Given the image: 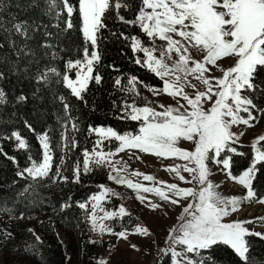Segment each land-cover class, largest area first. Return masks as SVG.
Returning a JSON list of instances; mask_svg holds the SVG:
<instances>
[{"label": "snow or ice", "instance_id": "obj_1", "mask_svg": "<svg viewBox=\"0 0 264 264\" xmlns=\"http://www.w3.org/2000/svg\"><path fill=\"white\" fill-rule=\"evenodd\" d=\"M46 3L48 13L54 14L58 20L66 12L64 31L73 28L74 12H78L81 18L80 31L85 42L83 58L66 62L67 71L63 74V84L74 97L83 101V93L87 91L89 81L94 79L99 83L101 80L100 75L92 74L100 60L96 49L100 30L106 27L103 18L111 8L110 0H78V7L70 0H46ZM121 7L127 8L128 5L117 0L114 9L118 12ZM119 19L125 24L139 26L153 41L158 38L166 42V48L157 56L154 46H145L137 36L127 37L120 33L125 39H131L134 53H143V61L137 58L135 62L146 67L163 81L162 88L152 87L149 90L157 95L164 93L173 98H182L186 103L180 104L177 99L176 107L171 105L165 107L161 104L160 111L148 104L137 106L134 102L125 103L124 116L121 118L139 122L138 131L121 134L111 127H90V131L99 138L91 151L87 148L83 150V171L90 172L92 166H108L116 173L110 174L109 179L117 184H126L128 188L135 190L140 201L148 199L140 193H154L161 200L183 208V213L178 218L180 223L169 232L170 245L164 250L169 255L170 264H206L204 259H199L203 251H209L220 244L229 246L247 264L246 254L249 247L246 237L261 234L252 233L245 227L251 221L224 222L225 217L239 210L241 198L225 197L218 191L219 185L209 179L210 169L206 162L222 164L230 178L244 185L247 188V195L243 199L251 200L255 197L252 189L253 175L257 171L256 164L264 162V150L257 147V144L264 141V135L259 136L252 145L255 151L252 165L238 177L231 174V156L227 155L221 159V154L225 153V150L228 153H237V148L233 145L244 133L238 135L233 132V126L240 124L251 126V121L257 119L252 112L256 105L253 99L244 93L256 90L257 85L254 83L256 75L260 68H264V0H141L134 19L125 20L123 16H119ZM13 28L21 35H28L29 26L25 23H16ZM89 44L93 48L91 52ZM44 46L51 47L48 44ZM190 48L206 53L203 61L194 60L189 52ZM173 53L178 57L175 60L172 59ZM232 56L238 59L234 66L226 70L221 69L222 77L205 76V73L210 71L207 65L217 66L218 60ZM73 70L75 79L68 74ZM49 73L61 75L56 68H49L38 78L47 80ZM2 75L0 73V76ZM189 76L203 83L206 90L197 91L194 97L189 96L184 91L185 86L196 87L188 79ZM115 83L120 86L121 80L118 78ZM137 83V77H130L126 91L139 95L136 90ZM18 99L26 98L20 96ZM4 102L5 93L0 89V104ZM209 102L211 107L206 110L204 104ZM64 108L69 109V105L65 103ZM241 113H246L247 118ZM28 127L33 130L30 125ZM71 128L77 131L74 123ZM6 138H15L20 149L27 147L26 140L18 131H13L11 137ZM38 139L42 147V159L32 160L29 167L18 173L22 177L27 174L33 180L49 177L54 157L48 134H41ZM61 139L64 141L61 145L64 149L78 146L69 138L67 125ZM113 140L118 142V146L114 151L111 149L105 151L103 147L105 141ZM181 140L192 142L194 150L178 147ZM126 149L139 150L141 153L161 158L174 157L183 160L185 163L182 165L168 166L167 170L174 172L179 180L186 184L195 182V186L181 187L176 183L158 181L154 176L138 171L131 174L142 176L144 181L153 183L145 185L133 182L121 175L126 170V165L124 168H117L116 164L119 161L114 163L112 160L113 156ZM0 154L7 156L2 146ZM80 170L78 162L74 169L77 182ZM181 170L187 172L190 178L182 175ZM56 176L65 181L68 179L60 175L59 168ZM101 187L103 191L99 195L89 198L92 228L101 234L109 233L126 239L127 229L115 232L103 222L117 217L122 220L130 215L124 206H119L116 211H105L100 208L103 215H97L99 202L109 193L116 195L112 189ZM189 200L186 205L181 203ZM89 203H80L79 207L87 208ZM150 207L155 209L159 205L150 203ZM132 231L148 234L147 228L140 225ZM0 234L4 240L12 238V233L7 229L0 230ZM36 239L39 240V237ZM98 264H106V261L100 259Z\"/></svg>", "mask_w": 264, "mask_h": 264}, {"label": "trees", "instance_id": "obj_2", "mask_svg": "<svg viewBox=\"0 0 264 264\" xmlns=\"http://www.w3.org/2000/svg\"><path fill=\"white\" fill-rule=\"evenodd\" d=\"M70 2L78 7V0ZM121 2L128 7L119 9L117 14L111 5L103 18L106 27L100 30L97 45L100 60L92 74L100 75L101 80L99 83L94 79L89 81L82 101L71 94L62 80L67 71L66 62L83 58L85 42L78 12H74L72 17L73 28L64 31L66 12L58 20L54 14L48 13L46 0H0V73L3 74L0 76V89L5 93V102L0 104V146L7 154H0V211L16 217L43 216L49 222H61L75 235L92 238V242H97V238L93 239L96 236L89 221V198L100 190L103 182L101 167L92 168L87 173L81 167L79 181L71 183L67 199L47 178L33 180L27 174L22 177L18 173L29 167L32 160L42 159L38 137L44 133L49 136L53 162L56 161L63 124L68 118L77 128L72 132V140L78 145L74 153L81 159V165L83 150L87 148L91 151L97 140L90 127H111L121 134L138 131L139 122L121 118L124 116V90L128 87V80L132 76L137 77L136 89L139 90L158 86L161 80L135 62L137 58L143 61V53H134L131 39L120 35L137 36L145 46L152 45V40L139 26L125 24L119 19V16L125 20L134 19L141 0ZM16 23L29 26L27 36L14 30ZM46 44L51 47H45ZM49 66L55 67L61 75L49 73L47 80H40L38 77ZM68 74L70 77L74 75L73 71ZM118 78L120 86L115 83ZM254 83L256 90L246 94L253 99L255 109L262 110L264 68H260ZM20 96L26 99L19 100ZM65 103L69 105L67 110ZM13 131H18L26 140V148L20 149L15 138H6L11 137ZM235 147L238 151L231 156V174L234 176L247 168L252 159L251 146L235 144ZM256 168L252 179L255 192V197L251 199L253 203L264 198V162L257 163ZM80 203H89V206L82 209ZM130 217L113 221L112 225L116 229L128 228L133 223ZM52 229L49 227V233L43 236L45 242L33 243L30 255L35 259L43 257L47 264H65L63 258L59 260V255L46 245L53 235ZM246 240L249 247L247 264H264V235H248ZM199 259H204L206 264H245L234 250L223 244L203 251ZM83 264H94L93 257L83 260Z\"/></svg>", "mask_w": 264, "mask_h": 264}, {"label": "rangeland", "instance_id": "obj_3", "mask_svg": "<svg viewBox=\"0 0 264 264\" xmlns=\"http://www.w3.org/2000/svg\"><path fill=\"white\" fill-rule=\"evenodd\" d=\"M117 0L111 1L114 9V5ZM123 8V7H121ZM150 11V10H149ZM114 12H117L114 9ZM178 38V37H176ZM152 46L156 48V55L159 56L161 50L166 48V42L161 41L158 38L151 41ZM90 45V44H89ZM93 48L90 45L89 52ZM97 50V49H96ZM189 52L194 60L203 61V57L206 53L203 51L190 48ZM178 57L173 53L172 59L175 60ZM238 58L223 57L217 61V66L207 65L210 69L209 72L205 73V76L209 77H222L223 72L221 69H227L235 65ZM49 68H55L53 66L46 67L43 72H46ZM42 72V73H43ZM74 75L71 77L75 79V70H73ZM160 79V78H159ZM188 79L196 87L185 86L184 91L189 95L194 97L197 91H205L206 87L200 81L195 80L192 76ZM63 80V76H62ZM161 80V79H160ZM154 88H162L163 81L158 86H152ZM150 87V88H152ZM139 90L136 89L139 95H135L124 90V96L126 103H135L137 106H144L148 104L151 107L156 108L157 111L162 110L159 105L163 104L165 107L171 105L173 107L177 106V99H179L180 104H185L182 98H173L167 94H154L149 89ZM246 94V93H244ZM247 95V94H246ZM215 97H213V101ZM205 109L211 107V102L204 104ZM264 110V109H262ZM252 109L253 115L257 119L251 121V126L247 125H236L233 126L232 131L239 133H244L239 137V141L235 144L249 145L251 146L252 159L249 166L252 165L254 161L255 151L252 147L253 143L258 140L259 136L264 135V111ZM242 116L247 118L246 113H241ZM67 125V134L72 140V122L68 118L63 124V131H65V126ZM97 135V134H96ZM97 135V139H98ZM64 141L61 139V145ZM235 144L233 145L235 147ZM118 146L116 141H105L103 147L105 151L115 150ZM178 147L194 150V145L192 142L181 140ZM257 147L264 150V141H260ZM238 151V150H237ZM234 153L221 154V159L225 158L227 155L232 156ZM63 160V163L61 161ZM113 162L119 161L116 164L117 168H124L126 165V170L121 173V175L126 176L133 182H140L145 185H151L153 182L144 181L142 176H134L131 173L140 172L144 174L152 175L158 181H164L167 183H176L181 187H193V184H186L180 181L174 172L167 170L168 166L182 165L185 163L179 158L169 157L161 158L153 154L141 153L139 150H125L112 157ZM79 162L80 168L81 159L78 154L74 153V148L69 146L68 149L60 147V153L55 162L52 163V170L50 172L48 182L51 183L59 193L64 196V198L69 197V187L72 182H75L74 169ZM208 163L210 169L209 179L214 183L219 185L218 191L225 197H240L241 203L239 210L231 213L229 216L224 218V222H235V221H251L245 225L250 232L260 233L264 235V198L253 203L251 200L243 199L247 195V188L244 185L238 183V181L233 180L227 174V170L223 169V165H217L212 161ZM257 165V164H256ZM248 166V167H249ZM247 167V168H248ZM57 168L60 170V175L62 177H67V181L60 179L56 176ZM93 169L98 167L92 166ZM247 168L243 169L238 175H241ZM103 173V182L101 186L105 188H110L116 195L111 193L105 199H102L97 208V215L102 216L103 208L105 211H116L119 206H124L127 212L131 216L132 224L128 228L116 229L113 225V221H119L120 218L117 217L112 220L103 221L114 229L115 232H119L127 229V238H120L117 235L104 233L101 234L99 231H92L97 238V242L93 243L92 238H84L83 236L75 235L71 230L67 229L65 225L61 222H49V219L43 216H29L26 218L16 217L0 211V230L7 229L12 233V238L9 240H4L2 234H0V264H47L43 257L38 259L33 258L30 252L33 250V243L35 242H45L43 236L48 234L49 227H52L53 235L50 240L46 242L49 249L54 251L55 254L59 255V260L63 258L65 264H83V260L88 257H93L94 264H98L100 259L106 261V264H170L169 255L164 251L170 245L168 240L169 232L171 229L176 227L180 221L179 217L183 213V208L180 205H173L169 202L161 200L154 193H140L146 196L148 199L145 201H140L137 199V192L133 189L127 187L126 184H117L114 180L109 179L110 174L115 175L116 173L112 168L108 166L101 167ZM181 174L186 178H190L187 172L181 170ZM234 176V175H232ZM254 176V175H253ZM100 186V190L94 195H99L103 188ZM159 205V207L153 209L150 207V203ZM189 201H182L181 203L186 205ZM91 213V203L90 212ZM90 221V218H89ZM91 224V221H90ZM137 225L146 227L148 230L147 235L134 233L132 231ZM92 227V225H91ZM31 230V231H30ZM35 234V235H34ZM39 237V240L36 237ZM133 245L135 247H133ZM42 256V255H40Z\"/></svg>", "mask_w": 264, "mask_h": 264}]
</instances>
